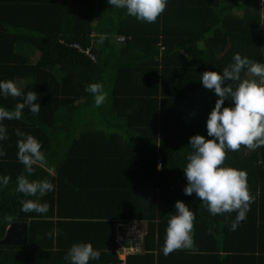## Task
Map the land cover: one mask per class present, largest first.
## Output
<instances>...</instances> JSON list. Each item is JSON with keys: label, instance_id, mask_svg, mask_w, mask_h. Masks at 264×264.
Listing matches in <instances>:
<instances>
[{"label": "trees", "instance_id": "obj_1", "mask_svg": "<svg viewBox=\"0 0 264 264\" xmlns=\"http://www.w3.org/2000/svg\"><path fill=\"white\" fill-rule=\"evenodd\" d=\"M75 43L91 46L94 59ZM236 53L264 62L262 0H168L154 23L107 0H0V80L35 91L41 104L38 115L25 107L21 119L2 122L0 239L13 221L27 222L28 233L25 245H0V264H69L80 242L101 253L89 264H121L116 224L130 221L145 230L124 264H264V147L226 151L222 166L246 171L254 197L236 230V212L213 216L183 191L189 138L207 137L217 99L200 74L229 67ZM241 78L255 77L243 70ZM91 83L110 90L99 107L85 91ZM20 102L0 96L9 111ZM17 129L42 145L45 160L31 173L17 159ZM21 176L54 190L26 197L16 191ZM37 199L47 212L21 210ZM177 200L194 212L193 248L165 256Z\"/></svg>", "mask_w": 264, "mask_h": 264}, {"label": "clouds", "instance_id": "obj_2", "mask_svg": "<svg viewBox=\"0 0 264 264\" xmlns=\"http://www.w3.org/2000/svg\"><path fill=\"white\" fill-rule=\"evenodd\" d=\"M107 2L116 9L125 10L127 15L138 21L154 23L164 12L168 0ZM243 70L255 78L242 79ZM199 81L205 89L211 90L217 99L206 120L207 137L197 134L189 138L191 151L183 168L187 181L183 191L187 196L195 194L213 216L236 212L231 225L232 230H236L246 219L254 197L248 189L246 171L222 165L226 151H238L242 145L250 150L264 147V62L253 61L236 53L229 67L220 72L206 70L200 74ZM85 91L92 94L97 107L103 105L110 95V90H106L102 83H91ZM0 96L22 97L23 101L16 104L14 111L0 107V141H3L7 139V129L2 123L5 119H21L25 107L34 115H38L41 104L36 102L35 91L24 94L13 80H0ZM225 101L229 102V106H224ZM16 135L19 137L17 159L31 173L34 163H42L45 160L41 151L42 145L34 136L19 129L16 130ZM5 155L6 152L0 147V157ZM0 182L7 184L8 177L0 176ZM53 190L54 185L46 179L29 180L26 176L17 178L16 191L26 197H42ZM21 206L25 213H45L48 210L47 204H41L38 199L22 200ZM175 209L174 213L169 214L165 229L162 248L165 256L181 248H193L194 212L180 200L176 201ZM118 255L123 257L120 248ZM100 256V251L90 242H80L70 247L65 260L69 264H89L90 261H98ZM126 256L120 259L121 263L124 264Z\"/></svg>", "mask_w": 264, "mask_h": 264}, {"label": "built area", "instance_id": "obj_3", "mask_svg": "<svg viewBox=\"0 0 264 264\" xmlns=\"http://www.w3.org/2000/svg\"><path fill=\"white\" fill-rule=\"evenodd\" d=\"M118 40H122V38L119 37ZM73 47H76L81 53H85L91 59H94V55L90 51L91 46L83 48L81 45L75 43L73 44ZM143 228L144 226L138 222H118L116 224L118 234L117 236L119 241H121V244L119 246L123 258L128 254H132L139 251V240L141 239L142 234L144 233Z\"/></svg>", "mask_w": 264, "mask_h": 264}, {"label": "water", "instance_id": "obj_4", "mask_svg": "<svg viewBox=\"0 0 264 264\" xmlns=\"http://www.w3.org/2000/svg\"><path fill=\"white\" fill-rule=\"evenodd\" d=\"M28 224L24 221L11 222L0 239V245H25L27 243Z\"/></svg>", "mask_w": 264, "mask_h": 264}, {"label": "crops", "instance_id": "obj_5", "mask_svg": "<svg viewBox=\"0 0 264 264\" xmlns=\"http://www.w3.org/2000/svg\"><path fill=\"white\" fill-rule=\"evenodd\" d=\"M117 235H118V234L115 235V241H116V244H117V245H120V244H121V241H119ZM118 257H119V259H124V258H123L122 256H120V255H118ZM121 264H123V262H122Z\"/></svg>", "mask_w": 264, "mask_h": 264}, {"label": "rangeland", "instance_id": "obj_6", "mask_svg": "<svg viewBox=\"0 0 264 264\" xmlns=\"http://www.w3.org/2000/svg\"><path fill=\"white\" fill-rule=\"evenodd\" d=\"M20 86H21V84H20ZM143 230H144V228H143Z\"/></svg>", "mask_w": 264, "mask_h": 264}]
</instances>
